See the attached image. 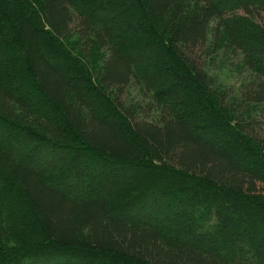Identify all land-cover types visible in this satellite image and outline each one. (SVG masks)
Instances as JSON below:
<instances>
[{"label":"trees","instance_id":"16d2710c","mask_svg":"<svg viewBox=\"0 0 264 264\" xmlns=\"http://www.w3.org/2000/svg\"><path fill=\"white\" fill-rule=\"evenodd\" d=\"M0 264H264V0H0Z\"/></svg>","mask_w":264,"mask_h":264},{"label":"rangeland","instance_id":"374dc122","mask_svg":"<svg viewBox=\"0 0 264 264\" xmlns=\"http://www.w3.org/2000/svg\"><path fill=\"white\" fill-rule=\"evenodd\" d=\"M58 43L71 57L79 59L77 48H82V45L75 38L62 39ZM216 43L217 47L214 46ZM207 46L209 47V51L204 63L205 71L213 79L217 90L227 94V101H229L231 97L238 95V88L251 79L250 72L244 67V56L240 51L227 46L224 34L216 41L212 28L208 30ZM104 55L105 51H91L88 53L89 59L87 62L91 60L99 64ZM83 62L86 63V61ZM98 64L97 66L95 65L96 69L99 67ZM132 98L135 100L140 99L137 91L133 88L125 91L124 95L126 102Z\"/></svg>","mask_w":264,"mask_h":264}]
</instances>
